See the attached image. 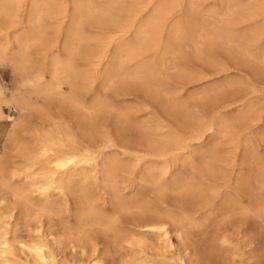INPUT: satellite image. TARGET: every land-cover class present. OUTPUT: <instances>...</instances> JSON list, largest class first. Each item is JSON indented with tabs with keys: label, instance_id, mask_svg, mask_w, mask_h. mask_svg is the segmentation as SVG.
<instances>
[{
	"label": "rangeland",
	"instance_id": "1",
	"mask_svg": "<svg viewBox=\"0 0 264 264\" xmlns=\"http://www.w3.org/2000/svg\"><path fill=\"white\" fill-rule=\"evenodd\" d=\"M50 1L57 10L60 0ZM66 1L73 11L78 0ZM79 1L92 8L81 12L86 20L82 27L95 32L100 55L120 25L133 23L125 35L109 44L110 56L100 62L95 93L98 143L102 132H108L118 147L105 149L96 178L82 173L77 181L84 183L69 187L65 199L54 194L52 202L33 207V214L15 223L11 235L15 232L18 261L36 264L18 242L32 243L42 231L43 240L61 264H93L94 259L104 264H128L133 249H141L140 255L149 264H230L231 252L224 251L225 257L223 253L210 261L205 250L218 227L233 217L226 212L197 216L181 239L174 234L175 246L170 249L153 235L142 236L136 227L139 208L153 204L174 179L183 177L187 184L177 191L205 188L208 181L203 173L215 159H222L227 180L219 183L222 196L218 204L236 205L239 210L234 216L239 227L233 243L241 242L243 264H264V0ZM30 3L26 0L27 10ZM0 72L1 113L16 115L7 105L3 85L13 88L21 80V72L16 65L0 68ZM56 98L49 101V108L55 115L66 113V104ZM34 100L41 104L44 98L34 96ZM79 114L87 120L84 110ZM4 121L8 128L11 121ZM207 126L212 129L200 141H191V163L180 157L169 171L151 155L134 159L148 153L149 141L164 132L175 131L191 140L192 134ZM28 138L31 143L30 135ZM109 165H115L118 181L114 188L121 190L115 196L106 174ZM234 229L230 227L228 233ZM139 238L144 239L142 245L135 244L132 249L131 240Z\"/></svg>",
	"mask_w": 264,
	"mask_h": 264
},
{
	"label": "bare ground",
	"instance_id": "2",
	"mask_svg": "<svg viewBox=\"0 0 264 264\" xmlns=\"http://www.w3.org/2000/svg\"><path fill=\"white\" fill-rule=\"evenodd\" d=\"M148 1L151 3L153 0ZM25 4L26 0H0V68L16 65L22 75L21 80L15 83L13 88L3 85L7 105L14 108L16 115L1 113L2 117L11 121V125L0 150V264H23L16 256L15 232L13 237L11 235V228L18 220L28 218L33 207L40 208L41 204L52 202L54 194L65 199L68 188L80 181L77 180L82 177L79 176L82 173H92V178H96L101 164L104 163L105 149L118 147L117 141L108 132H102V142L98 143L99 128L97 129L95 114L98 103L95 102V93L100 76V62L110 56L109 44L121 35H125L133 25V23L128 24L129 22L120 25V29L108 37L106 47L102 51L103 55H100L95 32L82 27L86 20L84 21L85 17L81 12L83 9L85 11V8L91 11L89 5L85 7L81 1H75L71 12L66 0H60L57 10L53 9L50 0H43L42 3L40 0H31L28 10ZM142 11V8L138 9L136 17H139ZM157 12L159 13V10ZM89 20L91 21L90 18ZM26 74L28 76L25 77ZM47 76L49 81L46 80ZM34 96H43V103L34 100ZM54 96H57L56 99H60L61 103L66 104V113L63 111L60 115H55L53 109L49 108V101ZM81 110L88 115L86 122L79 114ZM81 120L85 123L83 124ZM209 129L211 130L212 127L207 126L195 132L191 140L169 130L164 132L162 137L150 140L147 147L150 151L148 149V153L136 155L134 159L141 160L146 155H151L161 160L165 170L171 169L173 161L180 157L191 163L192 147H194L191 141H200ZM158 135H155L156 138ZM134 151L138 154V150ZM221 162L222 159H215L203 173L204 180L208 181L205 188H186L185 191H177L182 187L185 189L187 184L183 177L176 181L174 179L171 186L159 192L153 204L140 207L137 232L142 236L153 235L170 249L175 246L174 234L181 239L182 234L194 225L197 216L216 215L223 211L233 217L220 225L215 235L211 240L209 239L205 247L206 258L211 261L216 255H221L225 251L231 252L230 264H243V252L238 245L241 242L233 243V235L238 232L239 227V221L234 216L239 210L236 205L231 207L230 204L228 206L218 204V199L222 196L219 183L221 180H227L224 164L222 165ZM114 166L108 168L106 174L110 175L115 196V193L120 194L121 190L118 192L114 188L117 180L113 172ZM130 169H133L132 166ZM155 174L157 176V173ZM80 182L82 183V180ZM30 190L34 193L38 192V195L32 194L33 191ZM95 211L97 210L94 209ZM222 214L225 217L226 214ZM230 227L235 228L232 234L228 233ZM37 235L38 240L31 241L32 243L19 241L22 250L32 256L36 264H61L55 254L51 253L47 242L43 240L44 233L38 231ZM131 241H133L131 244L133 249L135 244L141 246L144 239ZM142 252L141 249H133V259L128 264H149L145 261V257L140 255ZM93 264L104 263L101 259H94Z\"/></svg>",
	"mask_w": 264,
	"mask_h": 264
},
{
	"label": "crops",
	"instance_id": "3",
	"mask_svg": "<svg viewBox=\"0 0 264 264\" xmlns=\"http://www.w3.org/2000/svg\"><path fill=\"white\" fill-rule=\"evenodd\" d=\"M4 120H6V119H4L1 116V110H0V150H1L2 146H3V144H4L8 129L10 127V124H9L8 128L6 127V124H5ZM7 121H9V120H7Z\"/></svg>",
	"mask_w": 264,
	"mask_h": 264
}]
</instances>
